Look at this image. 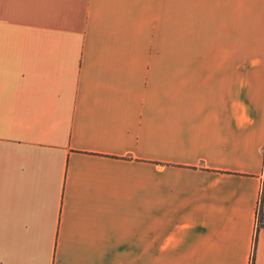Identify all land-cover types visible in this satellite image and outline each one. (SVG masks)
Masks as SVG:
<instances>
[{
  "label": "crops",
  "instance_id": "crops-1",
  "mask_svg": "<svg viewBox=\"0 0 264 264\" xmlns=\"http://www.w3.org/2000/svg\"><path fill=\"white\" fill-rule=\"evenodd\" d=\"M0 264H264V0H0Z\"/></svg>",
  "mask_w": 264,
  "mask_h": 264
},
{
  "label": "trees",
  "instance_id": "trees-1",
  "mask_svg": "<svg viewBox=\"0 0 264 264\" xmlns=\"http://www.w3.org/2000/svg\"><path fill=\"white\" fill-rule=\"evenodd\" d=\"M258 222H262V198L260 199L259 208L257 212Z\"/></svg>",
  "mask_w": 264,
  "mask_h": 264
},
{
  "label": "built area",
  "instance_id": "built-area-1",
  "mask_svg": "<svg viewBox=\"0 0 264 264\" xmlns=\"http://www.w3.org/2000/svg\"><path fill=\"white\" fill-rule=\"evenodd\" d=\"M259 208V207H258ZM257 222H258V217H257Z\"/></svg>",
  "mask_w": 264,
  "mask_h": 264
}]
</instances>
